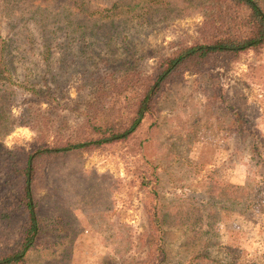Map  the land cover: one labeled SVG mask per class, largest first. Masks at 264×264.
I'll use <instances>...</instances> for the list:
<instances>
[{"label":"rangeland","instance_id":"1","mask_svg":"<svg viewBox=\"0 0 264 264\" xmlns=\"http://www.w3.org/2000/svg\"><path fill=\"white\" fill-rule=\"evenodd\" d=\"M206 1L0 0V246L21 229L1 217L19 196L9 163L70 135L98 88L199 40ZM37 172L24 264H264V45L182 69L128 140Z\"/></svg>","mask_w":264,"mask_h":264},{"label":"trees","instance_id":"2","mask_svg":"<svg viewBox=\"0 0 264 264\" xmlns=\"http://www.w3.org/2000/svg\"><path fill=\"white\" fill-rule=\"evenodd\" d=\"M208 4L200 27V39L179 46L168 56L158 59L149 75L127 76L121 83H113L105 94L98 88L88 103L84 119L70 135L56 129L51 142L41 141L31 148L23 160L9 163L7 173L18 180L19 196L1 215L5 220L17 219L21 229L15 242L4 248L0 246V264H24L27 251L33 245L38 227L37 203L32 188L37 173L39 158L51 159L75 151H89L105 145L128 140L139 127L144 116L151 112L152 101L164 84L171 81L182 69L198 66L217 54L236 56L246 51H255L264 45V8L258 0H207ZM75 3V2H74ZM81 7L85 4L82 2ZM98 9V12L112 11ZM89 14V8H80ZM3 41L0 40V86L9 80V71L3 59ZM124 80V81H123ZM103 99L107 106L103 108ZM10 179V178H9ZM9 211V212H8ZM157 210L152 212L157 217ZM14 217V218H11ZM153 239L160 241L157 225L151 226ZM154 251L149 262H154ZM157 255V256H158ZM148 262V263H149Z\"/></svg>","mask_w":264,"mask_h":264}]
</instances>
